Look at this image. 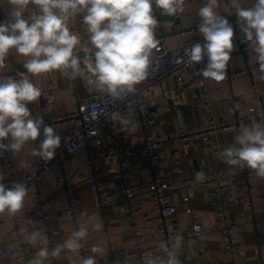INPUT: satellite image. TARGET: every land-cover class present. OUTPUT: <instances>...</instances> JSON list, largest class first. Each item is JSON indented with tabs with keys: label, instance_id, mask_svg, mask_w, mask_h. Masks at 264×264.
I'll list each match as a JSON object with an SVG mask.
<instances>
[{
	"label": "crops",
	"instance_id": "crops-1",
	"mask_svg": "<svg viewBox=\"0 0 264 264\" xmlns=\"http://www.w3.org/2000/svg\"><path fill=\"white\" fill-rule=\"evenodd\" d=\"M254 0H238L241 7H248L253 4ZM207 0H185V11L181 18L168 16L160 10L155 17L158 20L157 31L164 20L173 24H179L183 21L190 20L199 16V10L206 4ZM12 6L8 0H0V22H4V16L10 14ZM217 14L225 15L226 18H237L235 8L232 7L230 0H217ZM90 36V34H89ZM184 37L170 35L166 38V45L171 51H178ZM251 47L254 49V46ZM8 69L15 73L12 79H21L24 64L29 57L18 54L14 49L10 50L6 57ZM232 64L239 68L246 64L255 66L258 63L257 54L250 61H247L238 46L235 48ZM83 67V64H81ZM70 71V70H69ZM30 81L40 88L41 92L50 90L49 97L54 104L49 107L44 103L43 97L37 101L28 104L32 119H39L46 115H63L75 110L78 99L93 93L94 89L86 83V78L77 77L73 80L70 75L54 70L49 73H42L39 76L30 73L23 74ZM187 83L183 89H180L174 79H168L153 93L148 95L147 100L157 106L162 111L157 128L160 133H166L177 127L195 128L204 125L207 121L206 111L201 103L194 100L193 93L196 90V84L191 75L186 76ZM256 82L261 89L262 101L258 99L255 91L252 89V82ZM210 88V100L212 113L218 117H231L238 111H247L251 107H263L259 114L264 113V71H255L252 75H240L232 80H222L215 83L208 81ZM197 105H194V104ZM129 120L131 118L126 117ZM254 124L263 126V122L255 120L253 122H244L243 127H251ZM64 126L54 128L56 133L63 129ZM240 129V130H241ZM103 136L106 138L105 148H121L129 145H140L143 137L137 129H132L130 124L121 125L119 120L108 123L103 128ZM236 132L233 130H221L211 135V141L208 146H204L201 139L192 142L176 141L173 138L165 139L159 148L161 155L162 173L165 178L172 179L180 177L178 173L179 164L187 172L192 171L190 163H194L195 171H213L216 169H226L225 164L219 157V153L229 146L239 147L235 143ZM43 139L41 134L38 141L29 142L19 153L13 154L8 151L16 165L17 172L27 170L36 156L33 150L39 148V140ZM98 147L80 148L66 156L68 167L71 173L72 181L76 187V196L81 215L84 219V226L89 228L87 236L88 246H102L105 249L104 257L96 256L98 264H138L139 255L131 258L118 255L113 261L109 259L104 242V229L94 231L92 225L101 223L96 213L97 196L94 194L88 180V158L98 167V182L102 189L111 193L122 183L123 178L120 176V170L123 168L130 181L138 187H145L148 184L153 171L149 167L145 153L138 146L130 154L123 151L112 159H106L97 155ZM45 195L48 199V213L50 221L54 225L62 224L65 227V233L52 240H48L46 247L49 251L57 245H62L71 234L66 203L61 192L58 182V171L56 169L47 174L41 175ZM221 185L226 188L228 196L225 198V217L234 224L243 223L246 218L254 213L255 215L264 213V178L257 175H247L239 173L235 181L224 179ZM216 189L214 186L205 190L200 186H194L190 192L191 200L189 205L192 207L193 215L200 218L205 226H214L220 223L223 216L220 215L216 206L213 195ZM24 207L20 210L24 228L31 232L34 230L33 221L37 229H45L46 223L41 217L34 212V195L32 191L27 192ZM176 204L175 220L179 231L187 229L190 224V216L187 210L188 203L184 201L181 192H177L173 198ZM118 205L109 208L106 211V218L112 229V242L116 250L129 249L134 250L136 239L131 230L133 219H137L138 225L145 236L144 242L140 248L143 249L147 256H163L161 253H154L150 247L162 238V232L157 227L156 216L157 207L153 199L146 204H141L138 199H132L129 202L124 196L118 198ZM133 208L132 212L128 211V205ZM233 240L236 244L234 252H230L228 244ZM0 253L3 256L5 264H21L16 252V241L12 233V227L8 214H0ZM183 249L181 255L186 264H195L198 248L193 241L183 238ZM201 243L206 248L204 264H264V222L257 226H248L245 229L228 233H210L203 235ZM44 245L32 246L33 258L39 247ZM9 249L11 251H9ZM63 264H79L77 252L63 249L59 256ZM45 264H52L50 256L45 260Z\"/></svg>",
	"mask_w": 264,
	"mask_h": 264
},
{
	"label": "clouds",
	"instance_id": "clouds-1",
	"mask_svg": "<svg viewBox=\"0 0 264 264\" xmlns=\"http://www.w3.org/2000/svg\"><path fill=\"white\" fill-rule=\"evenodd\" d=\"M8 3L12 6L9 18L0 22V63L14 49L29 57L24 64L27 73L39 76L58 70L73 80L86 78L92 89L118 99L134 93L135 86L149 75L152 50L159 43L154 32L159 22L153 15V4L168 16L185 11V0H8ZM230 3L235 8L244 41L252 43L264 71V0H255L249 8L241 7L238 0H230ZM29 4L38 9V14L30 20L24 15ZM216 8L217 0H207L200 8L198 31L205 43L193 44L188 56L191 64L200 63L207 57L201 75L222 81L234 49V28L226 17L217 14ZM78 14H83V22L90 34L91 47L82 48L83 58L74 51L81 45L80 38L68 26L70 18ZM40 97V88L23 74L19 80L0 79V155L6 151L17 154L42 134L43 139L39 140V148L33 150V155L44 161L53 159L61 145V136L52 126L44 125L43 117L32 119L28 107ZM111 118L119 120L123 126L131 123L118 113H113ZM234 139L239 147L229 146L221 151L222 161L230 166L254 170L258 177L264 178V126L243 127ZM206 178L203 170L195 174L197 182ZM3 180L0 176V214L14 216L24 207L27 188L23 183L7 187ZM30 222L34 230L28 232L25 229L24 240L32 246H44L39 247L29 264H45L49 256L58 258L63 249L78 252L83 246L81 241L89 234V228L82 225L62 245L49 251L47 234L43 229H37L35 222ZM102 228L101 223L92 225L94 231ZM182 240V235L177 234L170 245L161 242L165 256H149L144 264H181L178 253ZM91 252L93 255L82 258L80 264H98L96 256L103 258L105 249L93 245Z\"/></svg>",
	"mask_w": 264,
	"mask_h": 264
},
{
	"label": "built area",
	"instance_id": "built-area-1",
	"mask_svg": "<svg viewBox=\"0 0 264 264\" xmlns=\"http://www.w3.org/2000/svg\"><path fill=\"white\" fill-rule=\"evenodd\" d=\"M255 3L248 7H252ZM161 9L153 4V15L156 17ZM35 14H38V9L35 5L29 4L25 10V19H31ZM184 12L176 15L177 18L183 17ZM221 15V14H220ZM225 17V15H223ZM83 14H78L74 18H70L68 26L70 31L75 32L80 38L81 45L75 49V53L83 58L85 53L82 51L83 47H91L89 41V33L87 32V25L83 22ZM9 18L4 16V21ZM228 19V18H227ZM234 28V49L230 56V61L226 69V76L223 80H232L240 75H252L255 71L261 70L260 64L239 68L232 64L236 46L240 48L243 57L250 61L254 56V49L251 47V42L244 41L243 33L237 24V18L228 19ZM201 22V17H195L179 24H173L168 20L162 21L159 29L155 31V37L158 40V46L152 50L150 58L149 75L147 79L135 86V92L127 94L123 99L113 98L107 93H102L94 89L93 93L78 99L77 106L74 111L63 114L53 115L49 114L43 117L44 125H50L53 128L64 126L57 134L61 136V145L56 149L52 160L44 161L36 156L35 160L27 170L17 172L16 165L12 160L8 151L0 155V176L4 177L2 181L7 187H11L13 183H23L27 188V192L32 191L34 195V212L38 214L46 223L44 232L48 236V240L65 233V227L62 224L54 225L50 221V214L48 213V199L45 195L44 187L41 180V175L47 174L56 169L58 171V182L61 187V192L66 203V211L71 226V233L78 230L80 226H84V219L81 215L78 200L76 196V187L72 181L71 173L68 167L66 156L68 153H73L80 148H90L92 146L98 147L97 155L106 159H112L118 156L119 153L126 151L133 153L136 146L140 147L145 153L148 160L149 167L153 171L148 184L145 187H138L133 184L127 177L126 171L121 168L120 176L123 178V183L114 189L111 193H107L102 189L98 182L99 172L98 167L93 161L88 158V180L92 187L94 194L97 196V215L100 219L104 229L105 248L109 259L113 261L116 256L123 255L131 258L139 255L138 264H144L143 258L147 253L140 248V245L145 240L138 225L137 219H133L131 230L136 239V247L134 250L122 249L116 250L111 239L112 229L106 218V211L114 206H117L118 198L124 196L129 202L132 199H138L141 204H146L150 199H153L157 207L156 225L162 232V238L150 247L154 253H161L165 256L163 249L160 247L161 242H168L169 245L174 241L177 234L182 235L193 241L195 247L198 248V256L195 259V264H204L206 256V248L201 243L203 235L210 233H228L232 234L234 231L245 229L252 225L257 226L264 222V213L255 215L250 214L243 223L234 224L225 217V198L228 196L227 190L221 185L222 180L231 179L236 180L239 173H246L247 175H256L254 170L241 169L239 167L228 165L226 169H216L213 171H204L206 179L203 182H197L195 179L194 163H190L192 167L191 172L184 170V167L179 164L178 173L180 177L168 179L163 176L161 155L159 148L161 143L167 138H173L176 141L192 142L196 139H201L204 146H208L211 141V135L221 130H233L236 135L239 134L244 122H253L260 120L264 126V113L261 115L259 111L263 107H251L247 111H238L231 117H218L212 113V106L210 100L209 82L215 83L221 81L204 78L201 75V70L207 64V57L197 64L189 62L188 52L195 43L204 44V38L198 31V25ZM170 35L184 37L182 46L178 51H171L166 45V38ZM23 74L27 73L23 69ZM15 73L8 69V61L5 60L0 63V79L14 77ZM191 75L196 84V90L193 93L194 100L201 103L206 111L207 121L204 125L195 128L177 127L166 133H160L157 128V123L160 121L162 111L159 107L153 106L147 97L153 94L163 82L168 79H174L177 86L183 89L187 83L186 76ZM252 89L256 96L262 101L261 89L256 82H252ZM50 90L41 92V97L44 103L51 107L54 102L48 93ZM194 105H197L196 103ZM113 113H118L123 117L131 118L130 127L137 129L142 137L143 142L140 145H129L121 148H105L106 138L103 136V128L106 124L112 123L111 118ZM42 133V128H41ZM40 138V137H39ZM38 138V139H39ZM38 141V140H37ZM8 141H5L7 143ZM194 186H200L207 190L214 186L216 189L213 198L216 206L223 219L220 223L214 226H205L200 218L193 215L192 207L189 205L191 196L190 192ZM181 192L184 201L188 203V213L190 216V226L183 231H179L175 220L176 204L173 201L174 195ZM128 205V204H127ZM129 206V205H128ZM128 211L132 212L133 208L128 207ZM9 221L12 227V233L16 241V252L21 264H29L33 259V251L30 244L24 240V224L21 218L20 211L14 216H9ZM82 247L77 252L79 260L93 255L91 248L88 246L87 238L81 241ZM1 245V241H0ZM183 249V242L179 249V259L181 264H186L181 255ZM230 252H234L236 244L231 240L228 244ZM52 250V249H51ZM50 250V251H51ZM52 264H63L61 259L50 256ZM79 262V264H80ZM0 264H5L2 254L0 253Z\"/></svg>",
	"mask_w": 264,
	"mask_h": 264
}]
</instances>
